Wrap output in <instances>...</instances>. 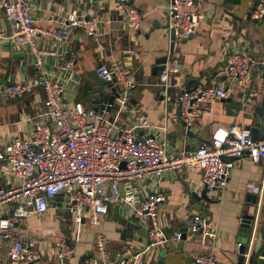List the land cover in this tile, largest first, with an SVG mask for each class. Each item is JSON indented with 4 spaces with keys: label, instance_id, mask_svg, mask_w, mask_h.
Here are the masks:
<instances>
[{
    "label": "crops",
    "instance_id": "crops-1",
    "mask_svg": "<svg viewBox=\"0 0 264 264\" xmlns=\"http://www.w3.org/2000/svg\"><path fill=\"white\" fill-rule=\"evenodd\" d=\"M169 1L135 0L133 5L142 18L131 27L120 20L121 12L114 0H32V6L36 24L44 29L59 26L69 12L98 19L97 27L101 32L99 42L86 35L82 28L72 30L66 42L56 41L47 34H39L37 38L38 46L46 50L42 59L47 76L57 77L60 74L58 65L65 52L71 50L74 53L73 79L65 84L63 101L69 104L79 101L85 107H94L96 96L93 91L102 86L104 93L110 94L113 88L97 75V64L100 61L120 63L136 82L128 100L132 120L145 115L151 125L166 127V150L168 154L176 155L188 148L207 145L187 136L185 125L176 119L178 106L175 96L187 82H190V87L221 86L226 93L225 97L210 104L208 113L195 119L190 128L195 136L211 140L219 127L228 129L232 124L244 127L249 123L241 113H228L231 102L225 101V98L241 100L245 95L256 92L255 83L263 67L258 62L264 61V23L249 16L257 0H202L198 8L200 17L197 29L187 39L175 41L170 50L168 32L161 28L152 29L154 22L165 23ZM12 29V23L0 9V90L15 82L31 80L37 74L33 55L28 48L18 45L10 37ZM130 50H134V54ZM169 51L178 59L180 72L170 77V88L166 92L157 83L160 70L155 71L153 67L155 60L166 56ZM233 52L247 53L257 62L252 67L254 83L251 90L250 87L243 89L224 72L226 57ZM43 98L40 88H33L9 100L0 97V146L11 138L31 136L33 124L28 118L43 111ZM126 119L125 115H121L119 122L128 126ZM144 133L140 130L138 135L143 136ZM247 182H255L263 188L256 205L246 198L252 194L246 190ZM8 185L6 177L0 174V187ZM202 187L200 173L183 167L167 172L159 181L148 179L143 182L139 191L141 196L158 189L166 195V200L158 209L159 220L166 234L177 232L183 222H190L195 213L211 219L218 228L213 245H209L200 234H188L185 240L153 248L149 264H156L161 255L164 264H193L195 256L207 252L215 254L217 264H237V243L243 241L239 234L242 231V214L256 206L258 222L264 221V160L255 163L247 156L238 158L230 169L226 184L209 191L213 201H200V210H196L189 203V194L198 192ZM106 199L108 211L100 217L97 226L88 221L85 209L81 212L79 223L73 222L72 218L66 223L62 208L65 198L62 196L52 198L44 213H31L27 220L18 223L14 234L25 232L36 239L41 258L33 264H59L54 243L60 236L73 249L69 264H78L79 260L82 264H90L86 260L97 253L94 239L98 232L107 238L111 257L118 254L129 256L130 253L124 250L123 241L131 239L133 248H141L148 242L145 230L121 212L116 202ZM8 246L9 240L0 237V264H12L6 257ZM171 247L174 250H170Z\"/></svg>",
    "mask_w": 264,
    "mask_h": 264
},
{
    "label": "built area",
    "instance_id": "built-area-1",
    "mask_svg": "<svg viewBox=\"0 0 264 264\" xmlns=\"http://www.w3.org/2000/svg\"><path fill=\"white\" fill-rule=\"evenodd\" d=\"M134 1L114 0L121 12L120 20L128 27L137 25L142 18L133 5ZM201 1H169L168 27L174 31V42L187 39L197 29ZM0 9L12 23L10 37L18 45L28 48L37 69L31 80L15 82L0 90V97L9 100L33 88H40L44 94L43 111L28 118L33 124L31 136L11 138L0 146V174L9 183L0 187V237L9 240L6 257L10 263L33 264L40 260L36 239L28 233L14 234V231L17 224L27 220L31 213L40 215L47 211L50 200L62 194L75 223L81 221V212L85 209L88 221L97 226L100 217L108 211L106 198H109L145 230L148 242L143 247L135 249L132 240L125 239L124 250L130 255L114 257L107 249V238L98 232L94 239L97 253L88 258L87 263L149 264L153 248L174 244L180 240L181 233L166 234L158 213L166 195L158 189L141 196L139 191L144 181H159L167 172L183 167L199 172L203 185L211 191L226 184L230 169L238 158L247 156L255 163L264 160V139L253 140L248 129L236 125L228 129L217 128L209 145H200L176 155L168 154L164 136L166 127L151 125L145 115L132 120L128 100L136 82L120 63L100 61L95 68L97 75L114 88L112 103L105 102L100 109L85 107L79 101L65 103L63 93L65 84L73 79L74 53L71 50L65 52L58 65L60 74L57 77L47 76L42 59L46 50L38 46L37 38L39 34H47L56 41L66 42L72 30L82 28L86 35L99 42L101 32L98 31L97 17L86 18L69 12L59 26L44 29L36 24L32 0H0ZM249 16L264 23V0L256 1ZM130 53L134 54V50ZM225 61L224 72L243 89L249 88L252 67L257 63L254 58L247 53L233 52ZM258 63L264 66V61ZM179 72L178 59L169 51L157 83L167 92L170 77ZM225 95L221 86L198 85L189 90L179 89L175 96L176 119L191 128L197 117L209 112L211 103ZM202 103L206 105L202 106ZM121 115L126 116L128 126L119 122ZM140 130L145 131L143 136L138 135ZM245 187L249 193L261 198V185L247 182ZM188 230L190 234L202 235L209 245H213L218 228L211 219L195 213ZM240 245L238 242L237 246ZM54 246L59 264H69L73 254L71 245L60 236ZM193 264H217L216 256L213 252L199 254L194 257Z\"/></svg>",
    "mask_w": 264,
    "mask_h": 264
},
{
    "label": "water",
    "instance_id": "water-1",
    "mask_svg": "<svg viewBox=\"0 0 264 264\" xmlns=\"http://www.w3.org/2000/svg\"><path fill=\"white\" fill-rule=\"evenodd\" d=\"M159 28L168 32L170 38V50H172L174 46V31L173 29H169L168 27V16H166L164 24H161L159 21L153 23L152 29ZM165 59L166 56L157 58L155 60L153 70H161L162 63L165 61ZM261 70L262 72L258 77V81L255 83L256 92L253 95L251 94L249 96L247 94L241 100L232 99L231 97L225 98V101L231 102V106L229 110H227L229 111V114L238 115L239 113H241L245 118L249 120V123L245 124L243 128L249 130L250 136L253 140L264 139V66L261 67ZM197 82L199 81L197 80ZM253 83L254 79L252 78V84L249 90L252 89ZM189 84L190 82H187L184 89H192L193 86L190 87ZM93 93L96 96V98H94L93 100L95 109L102 108L103 103L105 102L112 103L115 97L114 88H111L110 94H106L104 93L102 86H98L93 91ZM248 93H250V91ZM111 112L113 111L111 110ZM186 129L187 130L185 134L187 136L202 141L207 145L210 144V140H204L201 137L195 136L188 127ZM230 137L232 138L233 135L230 134ZM222 158L225 159L224 157ZM62 196V194H58L54 196L53 199ZM189 196V203L192 204V207L196 210H200V201H213L210 198L209 190L205 187V185H203V187L198 192H190ZM246 198L249 202H251L252 205H256V195L249 194ZM62 208L63 215L64 217H66V223H69L72 216V213L69 210V205L66 202H63ZM256 211L257 207L255 206L253 209L248 210L247 212H244L242 214V220L240 224L242 231L239 234L244 242H241V245L237 250V264H264V221L258 222ZM188 225L189 222H183V224L177 229L181 233L180 240H185L187 238V235L190 234ZM122 231L124 233V230ZM250 241L252 242L250 243ZM170 250H174V248L171 247ZM78 264H82L81 260H79ZM156 264H164V258L162 255L157 259Z\"/></svg>",
    "mask_w": 264,
    "mask_h": 264
},
{
    "label": "rangeland",
    "instance_id": "rangeland-1",
    "mask_svg": "<svg viewBox=\"0 0 264 264\" xmlns=\"http://www.w3.org/2000/svg\"><path fill=\"white\" fill-rule=\"evenodd\" d=\"M243 242H244V240H243Z\"/></svg>",
    "mask_w": 264,
    "mask_h": 264
}]
</instances>
